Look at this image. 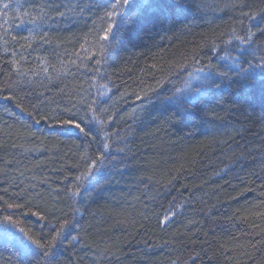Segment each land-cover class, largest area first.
<instances>
[{
  "label": "trees",
  "instance_id": "1",
  "mask_svg": "<svg viewBox=\"0 0 264 264\" xmlns=\"http://www.w3.org/2000/svg\"><path fill=\"white\" fill-rule=\"evenodd\" d=\"M0 2L12 5L7 24L0 12V216L12 215L19 227L49 238L61 218L54 210L67 209L66 190L86 167L79 161L90 138L78 130L66 134L40 117L72 105L84 116L96 101L97 116L106 123L103 131L96 121L88 127L97 140L109 134L110 155L77 198L82 215L67 235H79L80 243L58 244L50 264H264L259 80L253 82L251 106L236 98L227 81L195 107L187 106L183 116L165 99L195 66L194 53L207 64L213 44L220 54L238 47L224 43L234 27L239 30V9L225 7L230 0H195L184 15L142 21L100 65L87 57L100 51L99 36L109 22L101 17L110 0L83 15L80 9L89 0ZM243 2L245 11L264 8V0ZM36 4L50 5L53 19L21 25L14 10ZM60 5L74 11L57 19L55 12L65 11ZM262 41L264 35L254 37L255 45ZM185 60L187 71L179 70ZM211 62L227 71L226 62ZM165 77L161 88L143 95ZM89 151H99L95 141ZM5 201L28 203L5 211ZM177 206L176 215L161 225L166 211ZM0 264L30 260L0 235Z\"/></svg>",
  "mask_w": 264,
  "mask_h": 264
},
{
  "label": "snow or ice",
  "instance_id": "2",
  "mask_svg": "<svg viewBox=\"0 0 264 264\" xmlns=\"http://www.w3.org/2000/svg\"><path fill=\"white\" fill-rule=\"evenodd\" d=\"M106 2L107 0H89L80 9L79 14L83 15L84 12L92 7H103ZM194 3L195 0H110V7L101 17V19H107L109 22L99 36L101 42L100 51L99 53H89L87 58L94 59L96 64L100 65L107 58H110L114 50H118L121 45L126 44L125 37L130 38L142 21L149 18H158L160 22H163L164 20H169L173 15H184L192 9ZM60 7L65 8V11H56L55 17L57 19L64 18L68 11H74L68 5H60ZM225 7L239 9V30L234 27L231 36L227 41H224L228 45L235 41L238 47L226 49L223 54H220L218 51L219 46L213 44L210 49L212 56L208 58L207 64L202 63L197 53L193 54L191 63L201 66L196 67L191 72H187L186 78L181 82L182 86L174 88L172 94L165 98L169 104L177 109V114L180 116L186 114L187 106L195 107L200 99L212 88L219 90L222 86H225V81H227V87L235 86L234 91L238 100L242 99L243 103L251 106L256 100V96L252 92L253 82L259 80L261 84L259 100L261 104H264V41L260 45H255L254 43V37L257 34L264 35V25L261 24V20L264 19V8L260 9L259 13L251 10L245 11L244 9L247 5L243 0H230V3L226 4ZM9 9H12L10 2H0V12L4 14L3 23L5 24L8 23L7 11ZM14 11L16 17L20 18L21 25L25 22L32 25H40L53 19L49 15V12L52 11L50 5L36 4L30 8H23V5H21ZM258 15L260 19L257 18ZM118 17L119 19H117ZM253 22H255V25ZM44 42L47 43L48 41L45 40ZM81 50L84 52L88 51L84 45H81ZM233 51L237 54L233 55ZM257 52H260L261 55L257 56ZM213 58L226 62L227 71H219L211 62ZM72 63H75V61H72ZM187 65L188 61L185 60V63L179 66V70L187 71ZM99 70L97 67L96 71L99 72ZM171 75L170 73L169 76ZM168 78L165 77L164 80L158 81L155 87H150L148 92L143 93V95L147 96L149 92H155L157 88H161ZM8 98L10 99L11 97ZM136 99L140 100L141 96H137ZM95 104L96 101H93L92 104L87 106L84 116L78 115V112L74 110L76 106L72 105L63 110H60L59 106H57V111L52 115L40 117V120H51L54 124L61 126L66 134H71L73 130H78L80 134L90 138V140L86 150L81 153L79 161L86 167L79 175L75 176V187H70L66 190L67 209L54 210V212H60L61 218L58 220V227H55L54 231L49 234V238L45 239L44 235L40 233L32 234L30 231L19 227V221L12 215L0 216V235L17 246L21 255L29 258L30 264H50L54 258L55 248L64 241L69 244L80 243L79 235H73L71 239H68L67 235L75 217L78 214L82 215L77 198L82 195V190L83 194L87 193V188L84 186L85 181L92 179L95 174L103 171L110 155L109 134L103 132L102 139L97 140L96 137L92 136L88 127L90 121H96L101 125V131H103L102 126L106 123L105 120L97 116ZM33 107L35 108V106ZM102 111L107 112V109ZM107 119L111 121L113 117L108 116ZM94 141L97 143L99 151L92 155L89 149ZM118 151H123V149ZM112 160L114 161L115 158L113 157ZM24 194L26 193H21L20 195ZM0 199L3 198L0 197ZM27 203L28 201L25 204L5 201V211L7 209H23ZM171 204L172 202H170V206ZM178 209L179 206H177L176 210L166 211L164 218L160 221L161 225L176 215ZM32 215L39 216L41 220L46 219L39 212H32Z\"/></svg>",
  "mask_w": 264,
  "mask_h": 264
},
{
  "label": "bare ground",
  "instance_id": "3",
  "mask_svg": "<svg viewBox=\"0 0 264 264\" xmlns=\"http://www.w3.org/2000/svg\"><path fill=\"white\" fill-rule=\"evenodd\" d=\"M196 67H199V66L195 65L194 67H192V70L191 71H193Z\"/></svg>",
  "mask_w": 264,
  "mask_h": 264
}]
</instances>
